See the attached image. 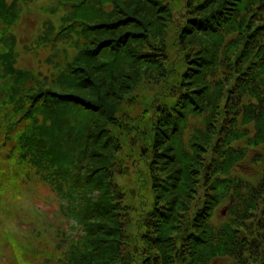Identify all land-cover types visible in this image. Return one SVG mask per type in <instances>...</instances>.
Returning a JSON list of instances; mask_svg holds the SVG:
<instances>
[{
    "label": "trees",
    "instance_id": "obj_1",
    "mask_svg": "<svg viewBox=\"0 0 264 264\" xmlns=\"http://www.w3.org/2000/svg\"><path fill=\"white\" fill-rule=\"evenodd\" d=\"M30 1L0 0V263L264 264V0H58L25 67Z\"/></svg>",
    "mask_w": 264,
    "mask_h": 264
},
{
    "label": "rangeland",
    "instance_id": "obj_2",
    "mask_svg": "<svg viewBox=\"0 0 264 264\" xmlns=\"http://www.w3.org/2000/svg\"><path fill=\"white\" fill-rule=\"evenodd\" d=\"M60 7L59 1L58 0H35V1H30L24 4V8L21 11V20L19 22V25L17 26L18 28L16 29V35L18 38V47L23 51L21 55L19 56V65L20 66H31L34 67L36 66V56H35V50L33 48H27L28 46L32 45L33 43L36 42L37 39V33L40 27L44 28L42 25L46 23L47 20L52 19L53 22L55 23L54 26L59 25V17L56 16L54 13H51V10H54L57 12V8ZM112 5H106V9H110ZM56 8V9H55ZM66 11L65 9H62V12ZM59 47H61L63 50H65V53L62 54L61 60L64 61V64L67 63L68 61L70 62L73 58L74 55L78 51V46L73 42L69 43H63ZM59 67V65H58ZM137 93V92H136ZM141 93V91H139ZM139 93L136 95L138 96ZM201 121V118H199ZM190 130L187 129V133H189ZM189 135V134H188ZM185 135V136H188ZM147 146L141 145L140 149L141 152L145 155L147 154L148 151ZM259 152V150H250L248 155L246 156V159L240 162L236 166V172L240 175L243 176L245 179H252L256 181V177H258L260 173V168L255 166L254 162L252 161V157L256 155ZM140 162L139 165L142 166V161L139 159L138 163ZM137 165V166H139ZM123 177L118 178V180L122 181ZM131 179V178H130ZM134 182V183H133ZM133 182L132 179L129 180V184H131V188H136L137 184H135V177L133 176ZM123 183V182H121ZM139 196H143L142 201L145 200L147 201L148 198L147 195H145V192H142ZM31 197V196H30ZM33 200H36L38 202V205L42 209H47L49 210L51 214L52 219H59L60 216V209H59V202L60 199L56 195L55 192H52L51 190L47 189L46 187H40V186H35V190L33 191L32 194ZM137 198V197H136ZM44 200H47L46 202H43ZM25 205H29L28 208L32 210L34 208V205L32 202L25 203ZM228 205H230V202L227 201L226 203H223L217 210L216 214L213 218V221L216 223H219L220 221H224L227 218V209ZM147 207V206H146ZM148 208V207H147ZM143 207L139 208L138 212L132 213L135 217L138 219L136 222L140 221L142 215H143ZM223 210L225 213H223ZM131 214V215H132ZM140 214V216H138ZM73 224H76L75 220H71ZM24 226L29 225L26 222H23ZM22 223L19 224V222L15 221H6L7 228L10 231H20V226ZM1 230V228H0ZM7 261V260H6ZM230 259L228 258H218L212 260V264H229ZM1 264V263H0ZM7 264H14L13 261L9 262L7 261Z\"/></svg>",
    "mask_w": 264,
    "mask_h": 264
}]
</instances>
